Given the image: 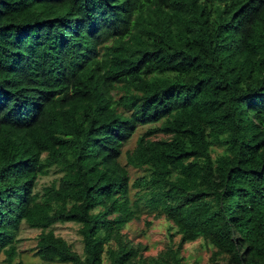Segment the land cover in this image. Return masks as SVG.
I'll return each mask as SVG.
<instances>
[{"label": "trees", "instance_id": "obj_1", "mask_svg": "<svg viewBox=\"0 0 264 264\" xmlns=\"http://www.w3.org/2000/svg\"><path fill=\"white\" fill-rule=\"evenodd\" d=\"M144 213L172 223L157 257L123 233ZM23 224L42 264H186L198 240L264 264V0H0L5 264Z\"/></svg>", "mask_w": 264, "mask_h": 264}, {"label": "rangeland", "instance_id": "obj_2", "mask_svg": "<svg viewBox=\"0 0 264 264\" xmlns=\"http://www.w3.org/2000/svg\"><path fill=\"white\" fill-rule=\"evenodd\" d=\"M150 127H140L133 139L126 145L124 150H132L136 146V142L144 132ZM163 138L162 135L157 137ZM123 165H126L125 156L121 159ZM130 178L134 181L136 178L145 174L138 169L128 168ZM59 176L52 173L39 180L37 187L38 192L50 185ZM172 227V223L165 217L156 218L154 214H142L141 218L132 221L124 230L123 233L127 239L138 248H141L142 254L145 257H157L160 253L164 252L171 244L169 238V229ZM80 226L75 223L57 224L54 226V230L57 236L64 238L72 248L79 254H83L82 238L79 235ZM40 230L31 229L26 224L21 227L18 244L19 259L24 264H42V261L35 255V247L37 244V237L40 234ZM174 233V231H172ZM180 240L179 236H174L172 243L175 247ZM214 250L204 241L198 240L192 243H188L184 246L182 255L185 258L186 264H210V258ZM5 256L0 257V264L4 263Z\"/></svg>", "mask_w": 264, "mask_h": 264}]
</instances>
